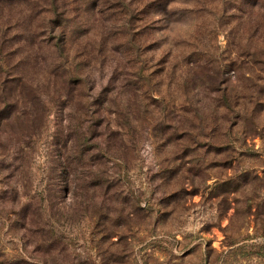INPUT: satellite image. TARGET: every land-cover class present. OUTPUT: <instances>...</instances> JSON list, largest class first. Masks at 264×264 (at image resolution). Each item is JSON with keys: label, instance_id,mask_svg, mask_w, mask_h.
Returning a JSON list of instances; mask_svg holds the SVG:
<instances>
[{"label": "rangeland", "instance_id": "obj_1", "mask_svg": "<svg viewBox=\"0 0 264 264\" xmlns=\"http://www.w3.org/2000/svg\"><path fill=\"white\" fill-rule=\"evenodd\" d=\"M0 264H264V0H0Z\"/></svg>", "mask_w": 264, "mask_h": 264}, {"label": "trees", "instance_id": "obj_2", "mask_svg": "<svg viewBox=\"0 0 264 264\" xmlns=\"http://www.w3.org/2000/svg\"><path fill=\"white\" fill-rule=\"evenodd\" d=\"M223 99H225V96L223 97ZM74 188L77 189V190H80V187L79 186H74Z\"/></svg>", "mask_w": 264, "mask_h": 264}]
</instances>
